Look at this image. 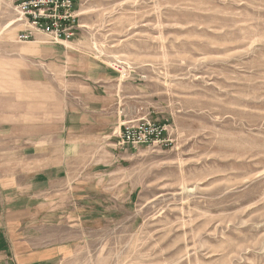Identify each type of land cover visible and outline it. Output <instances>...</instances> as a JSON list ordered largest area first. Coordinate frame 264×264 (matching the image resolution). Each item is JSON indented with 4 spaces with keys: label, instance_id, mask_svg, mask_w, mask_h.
<instances>
[{
    "label": "rangeland",
    "instance_id": "rangeland-1",
    "mask_svg": "<svg viewBox=\"0 0 264 264\" xmlns=\"http://www.w3.org/2000/svg\"><path fill=\"white\" fill-rule=\"evenodd\" d=\"M15 2L0 0L10 28ZM75 8L73 76L106 75L114 115L100 144L44 162L29 236L62 247L59 264H264V0ZM140 117L165 124L172 145L119 146L120 123Z\"/></svg>",
    "mask_w": 264,
    "mask_h": 264
},
{
    "label": "crops",
    "instance_id": "crops-1",
    "mask_svg": "<svg viewBox=\"0 0 264 264\" xmlns=\"http://www.w3.org/2000/svg\"><path fill=\"white\" fill-rule=\"evenodd\" d=\"M1 22L0 17V264H59L62 247L42 246L29 236L28 216L44 199V162L70 160L80 145L105 139L114 115L101 90L106 75L98 73L93 81L84 65L76 79L67 54L71 42H17L24 26ZM78 128L83 140H61V129L76 138ZM11 160L21 162L20 172L6 164ZM28 176L36 184L28 185Z\"/></svg>",
    "mask_w": 264,
    "mask_h": 264
},
{
    "label": "built area",
    "instance_id": "built-area-1",
    "mask_svg": "<svg viewBox=\"0 0 264 264\" xmlns=\"http://www.w3.org/2000/svg\"><path fill=\"white\" fill-rule=\"evenodd\" d=\"M15 20L24 26L17 42L62 45L72 42L81 29L75 0H16ZM167 126L151 119L121 122L118 141L121 147L166 149L172 145Z\"/></svg>",
    "mask_w": 264,
    "mask_h": 264
}]
</instances>
